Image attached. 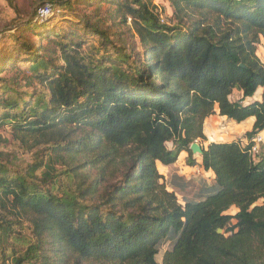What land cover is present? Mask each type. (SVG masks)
I'll return each instance as SVG.
<instances>
[{
	"label": "trees",
	"instance_id": "trees-1",
	"mask_svg": "<svg viewBox=\"0 0 264 264\" xmlns=\"http://www.w3.org/2000/svg\"><path fill=\"white\" fill-rule=\"evenodd\" d=\"M108 1L140 51L86 19L97 46L52 32L70 0H43L30 23L38 43L23 45L29 75L0 77V126L31 154L0 160V264H264V158L248 152L264 131V0H166L168 21L153 0ZM215 109L254 118L244 147L202 146ZM194 142L214 176L198 200L176 175L168 191L159 172L182 152L194 167Z\"/></svg>",
	"mask_w": 264,
	"mask_h": 264
},
{
	"label": "rangeland",
	"instance_id": "rangeland-1",
	"mask_svg": "<svg viewBox=\"0 0 264 264\" xmlns=\"http://www.w3.org/2000/svg\"><path fill=\"white\" fill-rule=\"evenodd\" d=\"M43 0H13L15 8L10 6L7 0H0V71L5 68L9 70L2 72L0 77L5 80L16 79L18 82H25L26 76L29 75L28 65L23 60L27 56H23V45L37 44L38 37L33 36L35 33L34 26H30L35 9ZM153 11L157 13L162 21H168L171 17V9L166 0H153ZM89 25L97 24L101 29L108 31L114 36L117 45L130 46L133 44L134 51H140V47L134 37L131 29L130 19L126 23L117 15L112 2L108 0H70L69 6L65 7L62 16L50 22L52 32L58 31L62 33L74 32L77 39L89 42V45H98L96 36L87 34L83 31L84 20ZM48 43H45V47ZM84 50L88 49L84 46ZM256 55L260 62L264 64V45L260 42L257 46ZM54 64L61 65L62 62L54 57ZM24 87V85H22ZM1 91V90H0ZM1 93V92H0ZM171 145L167 144V148ZM30 152L22 149L13 139L11 125L6 123L0 126V160H10L17 164L28 162L30 160ZM181 164V161H179ZM184 170V169H183ZM187 175L188 170H184ZM171 184H180L178 180L164 179L166 186ZM181 203V201L179 200ZM261 204V202H259ZM236 210L230 209L226 214L234 215ZM21 245V244H20ZM21 248V247H18ZM171 248V243L166 242L160 248L156 261L161 262L164 251ZM8 264V263H7Z\"/></svg>",
	"mask_w": 264,
	"mask_h": 264
},
{
	"label": "crops",
	"instance_id": "crops-1",
	"mask_svg": "<svg viewBox=\"0 0 264 264\" xmlns=\"http://www.w3.org/2000/svg\"><path fill=\"white\" fill-rule=\"evenodd\" d=\"M234 99H238L240 97V93L234 92ZM261 100V89H258L255 96L251 99L246 100V104L252 101H260ZM254 123V118H249L244 122L237 124L230 120H227L225 117H221L218 114V110L215 109V114L207 118L204 122L203 131L206 137V142L202 144L204 148L213 142V143H229L233 141L239 140L241 142V146L244 147L248 140L244 138L245 134L250 132ZM258 136H260L264 142V131L261 132ZM199 145V144H198ZM264 144H262L263 146ZM201 146V145H199ZM188 155L186 152L180 153L177 162L174 167L176 170H168L163 167H159L160 174L164 177L165 180L168 178L171 180L173 175L177 177H181L184 180V183H190L187 186V189L193 190L191 198L193 200H198L205 195L210 188L213 180V174L210 171H204L201 167V160L198 155L194 156L193 159L196 161V165L194 167H189L186 164V159ZM181 161V164L180 162ZM188 170L187 175L184 170ZM170 175H172L170 177ZM171 183L169 181V186H167V190L171 191Z\"/></svg>",
	"mask_w": 264,
	"mask_h": 264
},
{
	"label": "built area",
	"instance_id": "built-area-1",
	"mask_svg": "<svg viewBox=\"0 0 264 264\" xmlns=\"http://www.w3.org/2000/svg\"><path fill=\"white\" fill-rule=\"evenodd\" d=\"M39 11L43 18L51 14V9L48 4L42 6ZM262 144H264V142L260 136H256L254 139H252V146L248 151L249 154L253 157L262 156L264 158V145L262 146Z\"/></svg>",
	"mask_w": 264,
	"mask_h": 264
},
{
	"label": "water",
	"instance_id": "water-1",
	"mask_svg": "<svg viewBox=\"0 0 264 264\" xmlns=\"http://www.w3.org/2000/svg\"><path fill=\"white\" fill-rule=\"evenodd\" d=\"M189 150L192 153V155H194V156H196V155L200 156L201 153H202L201 152V149H200V146L198 145L197 142L192 143L190 145V147H189ZM217 233L220 234L221 233V230H217Z\"/></svg>",
	"mask_w": 264,
	"mask_h": 264
}]
</instances>
